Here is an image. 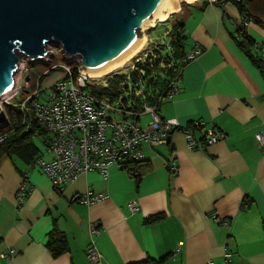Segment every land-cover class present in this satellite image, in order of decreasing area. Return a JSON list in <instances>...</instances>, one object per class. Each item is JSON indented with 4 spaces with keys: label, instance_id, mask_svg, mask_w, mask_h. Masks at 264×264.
Wrapping results in <instances>:
<instances>
[{
    "label": "crops",
    "instance_id": "0c3cea01",
    "mask_svg": "<svg viewBox=\"0 0 264 264\" xmlns=\"http://www.w3.org/2000/svg\"><path fill=\"white\" fill-rule=\"evenodd\" d=\"M254 1L247 9L260 23L246 35L264 43V0ZM186 11L185 52L201 53L186 65L177 94L161 102L158 114L185 127L200 122L203 133L220 132L223 139L190 150L174 132L155 149L141 146L140 180L113 168L107 179L80 175L61 193L35 161L0 156V254L13 251L0 264H91L85 251L92 227L99 230L93 241L101 264L164 257L163 264H264V147L258 143L264 135V63L258 68L238 45L234 2L196 1ZM149 119L143 115L138 123ZM39 143L33 139L37 157L50 160ZM26 178L33 190L17 208L16 194ZM88 191L107 198L79 203ZM131 200L140 204L135 214L125 208ZM52 231L67 244L57 257L47 247ZM224 250L231 252L229 263H223Z\"/></svg>",
    "mask_w": 264,
    "mask_h": 264
},
{
    "label": "built area",
    "instance_id": "2783aa9c",
    "mask_svg": "<svg viewBox=\"0 0 264 264\" xmlns=\"http://www.w3.org/2000/svg\"><path fill=\"white\" fill-rule=\"evenodd\" d=\"M207 1L210 4H218L217 0ZM254 24H256L254 16L245 8L244 12L240 13L238 28L240 38L246 34V29ZM161 41L155 43L152 49L168 42V40ZM152 49L148 51L151 54L154 53ZM250 50L256 60L264 63V43L253 42ZM48 52H50L49 49ZM146 53L137 57L134 62L144 63L147 60ZM200 53L199 49L193 48L186 54L185 61L189 63L195 60ZM49 54L47 61L43 60L39 63H49L53 57L51 52ZM64 59L65 66H53L50 69H61L62 77L54 81L48 90L42 93L39 78L50 70L33 80L28 71L29 60L21 58L20 69L15 73V76L18 75L15 78L16 91L0 100V104H3L4 108L14 110L22 118H28L31 113L37 126L44 132L43 153L50 155L51 159L45 161L41 157H37L35 164L48 178L56 192L61 193L80 175L97 173L107 179L113 168L125 170L128 164L143 163L141 146L145 145L149 149H155L165 144L174 132H180L183 135L186 146L190 150H201L223 139V134L220 132L203 133V124L200 122H194L190 124V127H185L175 120L162 119L156 108L151 106L143 107L142 113L137 115L138 121L123 119L128 116V113L123 112L118 104L94 101L89 91L92 78L80 69L77 59L68 60L66 57ZM129 68H134L133 63ZM181 73L171 82L170 90L163 100L171 101L177 94ZM19 81H22V86L19 85ZM31 86H34L33 90H30ZM22 87L25 90H22ZM0 111L5 112V109L0 107ZM143 115H148L150 119L140 125L138 122ZM5 118L7 123L6 113ZM6 136V134L0 136V144ZM258 143L264 147V135L258 138ZM169 166L170 172L177 174V167L171 164ZM132 176L136 177L137 172H132ZM32 190L33 186L29 184L27 178L24 179L16 194L17 208L21 207L24 199ZM106 198L107 194L103 192L88 191L80 198L79 203L90 206ZM125 208L130 214H135L138 212L140 204L137 200H131L125 204ZM98 233L97 228L90 229L91 240L86 248L85 256L91 264H101L102 262V255L93 241V237ZM181 245L180 243L179 247ZM12 255L13 251L8 250L1 253L0 258L8 259ZM230 261L231 252L224 250L223 263ZM207 264L216 263L209 261Z\"/></svg>",
    "mask_w": 264,
    "mask_h": 264
},
{
    "label": "water",
    "instance_id": "95a60500",
    "mask_svg": "<svg viewBox=\"0 0 264 264\" xmlns=\"http://www.w3.org/2000/svg\"><path fill=\"white\" fill-rule=\"evenodd\" d=\"M178 0H0V100L16 91L21 58L47 61L49 44L76 58L86 73L128 55ZM174 14V13H173ZM6 122L0 111V125Z\"/></svg>",
    "mask_w": 264,
    "mask_h": 264
},
{
    "label": "trees",
    "instance_id": "16d2710c",
    "mask_svg": "<svg viewBox=\"0 0 264 264\" xmlns=\"http://www.w3.org/2000/svg\"><path fill=\"white\" fill-rule=\"evenodd\" d=\"M221 1L234 2L239 13H243L251 0H218V2ZM205 5L206 3L202 7ZM184 18L185 15L171 25L167 44L157 45L155 49H152L153 54L147 50V60L144 63L133 62V69L129 68L126 71L114 73L101 81L100 84H92L89 91L94 101L118 104L123 112L128 113V116L123 117V119L133 121H138L137 115L142 113L144 106L154 107L158 111L161 102L170 90L171 82L188 64L185 61L187 53L185 52ZM254 18L256 23H260L258 18L255 16ZM251 44L253 41L246 34H243L241 41L238 42L241 50L261 69V63L253 58L250 53ZM52 73H59L60 76L57 79L62 77V70L56 68L40 77L39 83H43L44 79ZM5 113L8 122L0 125V136L5 134L7 136L0 144V156L14 155L24 163L32 164L39 152L33 144V139L37 135L44 137V132L37 126L31 113L28 118H22L19 113L7 107ZM188 126L190 127V125ZM28 127L29 130H27ZM142 165L143 163L128 164L125 171L131 177H133L132 172H137V176L133 178L140 180ZM247 204L246 201L243 202L244 206ZM47 247L53 257H57L67 250L64 237L54 231L49 235ZM165 259L166 257L161 259L146 258L141 262L132 264H163Z\"/></svg>",
    "mask_w": 264,
    "mask_h": 264
},
{
    "label": "rangeland",
    "instance_id": "374dc122",
    "mask_svg": "<svg viewBox=\"0 0 264 264\" xmlns=\"http://www.w3.org/2000/svg\"><path fill=\"white\" fill-rule=\"evenodd\" d=\"M196 1H202V0H196ZM195 1V2H196ZM258 0H255L254 2H257ZM189 4L187 3H182L179 6V9L174 12V14L172 13L170 15V17L168 18V20L164 21V22H158L155 24H151L149 25V27L144 31L142 38L145 39V45L143 46V48L141 49V51L138 53L137 56H135L133 59H131L128 63L127 66L121 70H117L115 72H111V74H107L106 76H104L102 79H93L90 83L92 84H100L101 81H103L105 78H107L108 76L114 74V73H120L123 71H126L127 69H129V66L134 62V60L139 57L140 55H142L143 53L147 52V50L152 49L153 45L155 43H159L162 42L161 40H168L167 37V33L170 30L171 25L178 21L180 18L184 17V15L187 13L186 11V7ZM48 49L49 51L53 54V57L51 59V61L49 63H36V64H32V63H28V67H29V73L31 74V78L33 80H35L36 78H38L40 75H43L44 73H46L48 70L51 69V67H55V66H65L66 65V61H65V57L62 55V53L60 52V48L54 44H49L48 45ZM59 73H52V75H50L49 77L45 78L43 83H41V90L42 93L44 91L48 90V87L59 77ZM17 76L14 75V83L16 84V80L15 78H17ZM24 77V76H23ZM22 77V78H23ZM20 86H22V81L18 82ZM34 84V83H33ZM34 86H31L30 90H33ZM22 90H25L24 87H22ZM3 104H0V107H2L3 109H5L3 107ZM5 113V112H4ZM6 123V122H5ZM2 125V124H1ZM34 139H36L37 142H41V145L39 143L40 146H43V144H45V136H41V135H37Z\"/></svg>",
    "mask_w": 264,
    "mask_h": 264
},
{
    "label": "bare ground",
    "instance_id": "6f19581e",
    "mask_svg": "<svg viewBox=\"0 0 264 264\" xmlns=\"http://www.w3.org/2000/svg\"><path fill=\"white\" fill-rule=\"evenodd\" d=\"M196 0H178L176 1L174 4H172L171 6H169L154 22H152L151 24H155L158 22H164L166 20H168V18L170 17V15L174 12H176L179 9L180 4L182 3H187V4H193ZM150 24V25H151ZM149 27V26H148ZM145 39L142 38L140 44L134 49L132 50L128 55H126L124 58H122L121 60H119L117 63H115L114 65L101 70L99 72H94V73H87L88 76H90L93 79H102L104 76H106L107 74H111V72H115L117 70H121L123 68H125L127 66V63L133 59L135 56L138 55V53L141 51V49L143 48V46L145 45Z\"/></svg>",
    "mask_w": 264,
    "mask_h": 264
}]
</instances>
